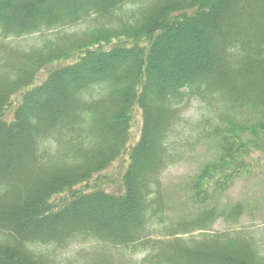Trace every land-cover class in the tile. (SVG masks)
<instances>
[{"label":"trees","instance_id":"trees-1","mask_svg":"<svg viewBox=\"0 0 264 264\" xmlns=\"http://www.w3.org/2000/svg\"><path fill=\"white\" fill-rule=\"evenodd\" d=\"M44 30L30 49L4 44ZM202 138L218 157L167 221L162 172ZM263 138L264 0H0V264H60L31 245L80 239L126 257L81 264H264L253 235L210 231L238 221L241 202L220 200Z\"/></svg>","mask_w":264,"mask_h":264},{"label":"rangeland","instance_id":"rangeland-1","mask_svg":"<svg viewBox=\"0 0 264 264\" xmlns=\"http://www.w3.org/2000/svg\"><path fill=\"white\" fill-rule=\"evenodd\" d=\"M88 25H90L88 21H82L75 26H65L63 30L81 29ZM54 32L56 30H44L19 37H8L4 39V44L8 47L30 49L33 46L40 45L46 38L52 37L55 34ZM182 110L183 118L187 119L185 121L187 123L182 128L184 131L191 130L193 122L204 112V102L199 100L197 96L193 97L184 104ZM133 132H136L135 126L132 127L131 134ZM261 143V151H264V138ZM195 147L193 151L187 152L182 159L173 163L162 172V193L166 197V201L173 206V209L168 211L167 221H172L170 217H177V215L193 209L191 202L186 200V186H188L193 174L196 173L201 164L218 157L219 150L214 139L206 140L202 138ZM262 153L264 154V152ZM262 153L258 155V161L253 165L254 170L235 179L223 193L220 200V206L226 209L234 203L241 202L242 213L238 221L233 222L235 224H229L221 216L215 221L210 231L229 230L231 234L245 231L264 244V155ZM251 158L255 160L258 157ZM31 248L35 252H51L49 254L55 257L60 264H81L86 259L95 260L100 255L108 257V253L112 256V259L116 258L118 261L126 258L120 256V249H116L117 247L88 239L75 240L54 249L37 244L31 245ZM141 257L142 253H136L130 259L139 260Z\"/></svg>","mask_w":264,"mask_h":264}]
</instances>
